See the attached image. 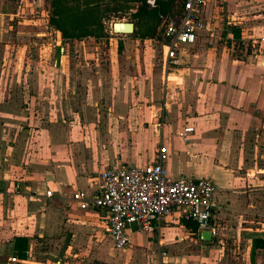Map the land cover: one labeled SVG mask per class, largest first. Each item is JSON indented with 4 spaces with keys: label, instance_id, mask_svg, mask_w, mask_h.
I'll use <instances>...</instances> for the list:
<instances>
[{
    "label": "crops",
    "instance_id": "obj_1",
    "mask_svg": "<svg viewBox=\"0 0 264 264\" xmlns=\"http://www.w3.org/2000/svg\"><path fill=\"white\" fill-rule=\"evenodd\" d=\"M1 16L3 49L17 30L4 18L17 15ZM200 16L207 27L167 83L88 74L67 50L85 39L0 56V264H264V54L237 53L244 39L263 46L264 0H205ZM162 147L170 178L215 183L218 235L167 219L156 236L136 230L137 246L115 249L108 211L81 209L73 195H95L107 167L153 163ZM17 237L27 239L23 259Z\"/></svg>",
    "mask_w": 264,
    "mask_h": 264
},
{
    "label": "built area",
    "instance_id": "obj_2",
    "mask_svg": "<svg viewBox=\"0 0 264 264\" xmlns=\"http://www.w3.org/2000/svg\"><path fill=\"white\" fill-rule=\"evenodd\" d=\"M204 5L205 0H183L182 12L164 24L163 70L166 79L173 77L181 65V49L193 45L198 31L206 29L207 23L200 16ZM251 42L252 46L258 43L244 39L242 45L245 48ZM254 54L252 57L257 59L258 55ZM191 131L192 127H185L180 135L186 137ZM165 160L166 148L162 147L153 163L107 167L101 173L98 193L73 195L81 209L108 211V235L115 249L133 247L131 225L134 223L138 231L156 236L165 220L186 219L196 222L199 230H208L213 237L218 235V229L212 223L215 183L205 178L184 176L172 179L165 168Z\"/></svg>",
    "mask_w": 264,
    "mask_h": 264
},
{
    "label": "rangeland",
    "instance_id": "obj_3",
    "mask_svg": "<svg viewBox=\"0 0 264 264\" xmlns=\"http://www.w3.org/2000/svg\"><path fill=\"white\" fill-rule=\"evenodd\" d=\"M155 0H148V3L154 6ZM153 3V4H152ZM50 0H0V19L2 13L15 14L17 16H7L4 18V23L15 31V38H5L3 44H7L2 49L0 42V56H29L37 57L42 55V52L36 50L38 45H43L51 48L53 45L59 44L62 39L61 34L53 29L48 30L50 26ZM137 8L125 9L117 14H113L104 21V32L100 38H86L91 41L86 45L77 44L74 41L67 46L69 56L79 55L78 60H82V65L85 67L88 74H119L125 76L131 73V76L139 77L146 74L148 81L150 77L157 76L161 84L163 79L167 83L166 76L163 70L162 50L160 47V31L163 23L157 28V36L154 39L143 38L142 34L148 31L151 27L139 18H135ZM119 22L133 23L135 30L133 33H116L114 24ZM11 30V32H12ZM19 35H16V32ZM8 40V41H7ZM248 41H253L246 39ZM262 38H255L258 41L255 46L252 42L244 48L238 46L237 53L241 57L264 54V44L260 46ZM264 41V38H263ZM9 42V43H8ZM15 45V46H14ZM61 46V44H59ZM65 46V43L63 44ZM11 47V48H10ZM86 47V49H85ZM78 50L76 53L75 51ZM35 51V52H34ZM63 54V51H60ZM33 55V56H32ZM100 72V73H98ZM177 72V71H176ZM142 73V74H141ZM174 76V75H173ZM163 77V78H162ZM86 81V87L90 86V78ZM177 82L173 78L171 82ZM134 83V80H133ZM135 85V84H134ZM135 88V86H134ZM43 114V113H42ZM144 236L137 234L134 237L135 246L143 239ZM111 239V238H110ZM109 238L105 240V251L113 253L112 243ZM94 264H110L105 260H95Z\"/></svg>",
    "mask_w": 264,
    "mask_h": 264
},
{
    "label": "trees",
    "instance_id": "obj_4",
    "mask_svg": "<svg viewBox=\"0 0 264 264\" xmlns=\"http://www.w3.org/2000/svg\"><path fill=\"white\" fill-rule=\"evenodd\" d=\"M183 0H155L154 6L148 0H50V26L58 31L64 40H83L100 38L104 32V21L113 14L125 9L137 8L135 18H139L151 27L142 34L143 38L154 39L157 28L175 14L182 12ZM163 37V28L160 31ZM193 231L198 225L192 220H185ZM260 241H255L257 246ZM27 239L17 237L15 256L26 257Z\"/></svg>",
    "mask_w": 264,
    "mask_h": 264
},
{
    "label": "water",
    "instance_id": "obj_5",
    "mask_svg": "<svg viewBox=\"0 0 264 264\" xmlns=\"http://www.w3.org/2000/svg\"><path fill=\"white\" fill-rule=\"evenodd\" d=\"M114 31L116 33H133L134 32V24L133 23H115L114 24ZM132 226V229L134 231L137 230V224L134 223L131 225ZM202 237L203 239L205 240H210L211 239V233L209 231H204L202 233Z\"/></svg>",
    "mask_w": 264,
    "mask_h": 264
},
{
    "label": "bare ground",
    "instance_id": "obj_6",
    "mask_svg": "<svg viewBox=\"0 0 264 264\" xmlns=\"http://www.w3.org/2000/svg\"><path fill=\"white\" fill-rule=\"evenodd\" d=\"M121 23H127V22H121Z\"/></svg>",
    "mask_w": 264,
    "mask_h": 264
}]
</instances>
